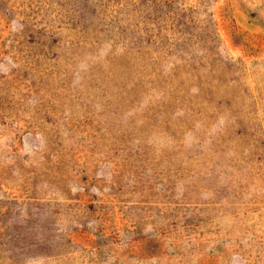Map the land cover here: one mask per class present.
Returning <instances> with one entry per match:
<instances>
[{
	"label": "rangeland",
	"instance_id": "rangeland-1",
	"mask_svg": "<svg viewBox=\"0 0 264 264\" xmlns=\"http://www.w3.org/2000/svg\"><path fill=\"white\" fill-rule=\"evenodd\" d=\"M0 264H264V0H0Z\"/></svg>",
	"mask_w": 264,
	"mask_h": 264
}]
</instances>
